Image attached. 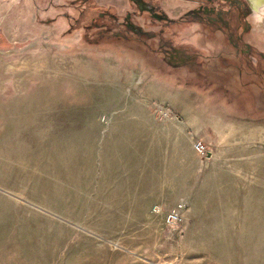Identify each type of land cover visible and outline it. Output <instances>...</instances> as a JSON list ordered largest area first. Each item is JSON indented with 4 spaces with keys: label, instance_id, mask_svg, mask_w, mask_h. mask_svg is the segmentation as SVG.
<instances>
[{
    "label": "rangeland",
    "instance_id": "rangeland-1",
    "mask_svg": "<svg viewBox=\"0 0 264 264\" xmlns=\"http://www.w3.org/2000/svg\"><path fill=\"white\" fill-rule=\"evenodd\" d=\"M249 1L0 0V264H264Z\"/></svg>",
    "mask_w": 264,
    "mask_h": 264
},
{
    "label": "flooded vegetation",
    "instance_id": "flooded-vegetation-1",
    "mask_svg": "<svg viewBox=\"0 0 264 264\" xmlns=\"http://www.w3.org/2000/svg\"><path fill=\"white\" fill-rule=\"evenodd\" d=\"M140 6V13L147 15H162L161 2L165 0H132ZM159 1V2H158ZM174 2H184L194 7V11L185 12L183 15H192L207 21H216L217 0H169Z\"/></svg>",
    "mask_w": 264,
    "mask_h": 264
},
{
    "label": "built area",
    "instance_id": "built-area-1",
    "mask_svg": "<svg viewBox=\"0 0 264 264\" xmlns=\"http://www.w3.org/2000/svg\"><path fill=\"white\" fill-rule=\"evenodd\" d=\"M167 112H168V110H167ZM167 112H166V110L161 111V113L164 116H168ZM192 149L196 154H198L200 156L206 154V152L208 151L206 148V145H204L203 143H201L198 140H195L194 143H192ZM185 208H186V203L180 202L175 207L165 211L163 214V224L166 227L171 228V229L178 228V226L180 225V221H181L180 213Z\"/></svg>",
    "mask_w": 264,
    "mask_h": 264
},
{
    "label": "bare ground",
    "instance_id": "bare-ground-1",
    "mask_svg": "<svg viewBox=\"0 0 264 264\" xmlns=\"http://www.w3.org/2000/svg\"><path fill=\"white\" fill-rule=\"evenodd\" d=\"M249 4L251 5L252 10L254 11V16L255 17H261L263 15L264 12V0H250ZM243 250L245 252H255L256 248L253 246L248 247L246 245V243H244L243 245Z\"/></svg>",
    "mask_w": 264,
    "mask_h": 264
},
{
    "label": "crops",
    "instance_id": "crops-1",
    "mask_svg": "<svg viewBox=\"0 0 264 264\" xmlns=\"http://www.w3.org/2000/svg\"><path fill=\"white\" fill-rule=\"evenodd\" d=\"M198 141H200V140H198ZM201 142V141H200ZM202 143V142H201Z\"/></svg>",
    "mask_w": 264,
    "mask_h": 264
}]
</instances>
